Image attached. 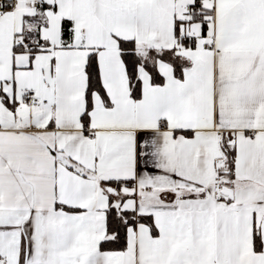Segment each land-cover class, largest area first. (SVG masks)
I'll return each mask as SVG.
<instances>
[{"label": "snow or ice", "instance_id": "snow-or-ice-1", "mask_svg": "<svg viewBox=\"0 0 264 264\" xmlns=\"http://www.w3.org/2000/svg\"><path fill=\"white\" fill-rule=\"evenodd\" d=\"M0 264H264V0H0Z\"/></svg>", "mask_w": 264, "mask_h": 264}]
</instances>
